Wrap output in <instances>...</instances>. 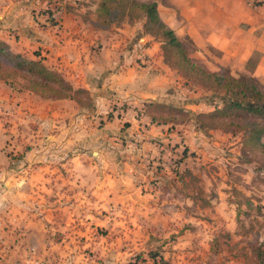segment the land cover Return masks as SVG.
Listing matches in <instances>:
<instances>
[{
  "label": "rangeland",
  "instance_id": "374dc122",
  "mask_svg": "<svg viewBox=\"0 0 264 264\" xmlns=\"http://www.w3.org/2000/svg\"><path fill=\"white\" fill-rule=\"evenodd\" d=\"M44 1L46 9L38 10L39 14L54 15L56 21L65 11L100 31L105 43L118 28L142 30L146 37L143 44L152 49L150 58H146L158 61L155 66L163 76L167 75L169 86L160 101H152L154 105L145 103L138 113L150 114L160 121L175 119L180 123L165 125V141H151L163 148L158 163L151 164L150 160L143 163L136 176L122 180L115 188H119L116 196L113 193L108 197L99 195L101 189H97L99 183L93 177L95 171L90 168L81 170L87 178L83 186L75 184L71 178L70 183L65 182L64 192L61 190L63 182L58 181L48 195V183H45V191L37 201L33 199V204L38 205V201L42 204L40 216L46 226L32 241L18 243L20 230L16 221L0 213V264H264V154L246 141L252 129L257 128L263 134L261 142L264 144V113L238 110L228 111L231 112L228 117L213 120L204 117L215 109H223L231 99L224 92L203 87L202 79L184 77L170 68L163 52L165 39L146 34L144 19H124L103 29L101 23L94 27L99 0ZM244 1L264 15L258 0ZM262 28L264 33V25ZM179 40L190 58L207 70L222 76L232 74L237 80L264 92V85L241 72L238 62H224L212 50L198 52L187 37H179ZM256 58H250L248 70ZM39 59L47 66L44 57ZM171 62L178 64L179 61L173 58ZM10 70L0 61V82L8 87L2 78L13 74ZM11 80L16 91L34 94L26 91L28 83L21 75ZM74 89L73 96L81 114L72 112L64 121L68 126L65 134L58 123L57 127H51L39 114L35 119L32 116L21 121L13 131L9 121L6 125L0 124L5 132L0 130V137L7 136V141H2L4 148L0 146V173H8L7 179H0V208L4 192L7 202L14 204L15 189H22V201L31 203V181L25 180L20 185L15 174L20 160L35 148L32 145L34 127L40 129L35 139L42 141L41 148L52 139V134H58L57 142L70 137L71 145L64 150L72 158L82 155L84 150L91 157V152L99 150L109 140L104 131L109 133L112 129L123 135L128 128V124L122 125L123 120H114L110 129H105L113 118L112 113L95 115L89 92L80 87ZM246 91L249 93V89ZM28 101L32 103V99ZM230 120L234 122L230 131L215 128L218 122L224 124ZM64 150L60 147L54 153L61 157ZM52 153V150H44L45 156L50 157ZM128 160L133 161L132 158ZM68 169L71 174L79 172L71 161L56 170L67 174ZM151 169L153 173H149ZM104 170L110 172L108 168ZM48 204H55L54 210L47 208ZM16 254L30 260L23 262Z\"/></svg>",
  "mask_w": 264,
  "mask_h": 264
},
{
  "label": "crops",
  "instance_id": "0c3cea01",
  "mask_svg": "<svg viewBox=\"0 0 264 264\" xmlns=\"http://www.w3.org/2000/svg\"><path fill=\"white\" fill-rule=\"evenodd\" d=\"M143 1L155 2L161 20L178 38H189L198 52L212 50L224 62H238L241 72L250 74L252 79L264 85V15L250 7L251 3L248 5L244 0ZM260 3L259 8L264 9V0H260ZM46 4L44 0H0V41L15 54L26 55L30 59L44 57L45 64L62 73L73 87L87 90L95 115H113L105 129H110L114 120H123L122 125L128 124V128L123 135L112 129L109 133L104 131L109 140L99 150L91 152V157L84 150L81 151L82 155L72 158L64 150H68L71 145L70 137L57 142L58 134H52V139L41 148L39 146L42 141L35 139L38 138L40 129L34 127L32 145L35 148L29 151V156L20 160V168L15 174L20 185L25 180L31 181V203L22 201V189H15L14 204L7 202L5 192L1 197L3 205L0 213L16 221V227L20 230V244L32 241L33 237L40 234V230L45 229L46 222L40 216L42 204L39 201L38 205L33 204V199L37 201L41 197L40 193L45 191V183H48V195L54 191L57 184L55 182L58 181L63 182L61 190L65 192V182L70 183L71 178L75 184L83 186L87 178H84L81 170L90 168L95 171L93 177L99 183V195L108 197L113 193L116 196L118 192L115 191H119V188H115L122 180L136 176V171L138 168L141 170L143 163H158L163 148L151 141L156 139L163 142L167 138L164 132L166 126L156 125L143 113H138L145 103L160 101L167 94L169 86L167 75L163 76L157 69L158 66H155L158 61L146 58H150L152 49L150 45L143 44L142 41L146 38L143 31L118 28L111 32L115 35L105 43L100 31L91 27L87 21L65 11L56 20L59 21L58 25L54 15L39 14L38 10L46 9ZM34 10L37 12H32ZM252 56L257 58L248 70L247 64ZM29 99H32V103ZM123 105L125 107L121 108ZM42 106L46 109L40 110ZM80 109L73 100H43L34 94L12 90L0 82V124L6 125V121H9L11 131L21 121L32 116L35 119L39 114L51 127L58 123L63 130L62 134H65L68 126L64 121L72 112L80 113ZM0 130L5 133L1 127ZM80 134L83 135L82 132ZM6 139L5 135L0 137L2 148L5 145L2 141L6 142ZM60 147L64 150L61 157L54 153ZM45 149L48 152L52 150V156H45ZM130 158L133 161L128 160ZM70 161L79 168L78 173L71 174L69 169L67 174L56 170L59 166L66 167ZM106 168L110 172H106ZM130 170L133 171L132 174H128L127 171ZM149 173H153V169ZM7 177V172L0 173V179L5 180ZM106 181L107 184L104 185ZM54 205L48 204L47 208L54 210ZM25 257L27 256L16 254V258L23 262L30 260Z\"/></svg>",
  "mask_w": 264,
  "mask_h": 264
},
{
  "label": "trees",
  "instance_id": "16d2710c",
  "mask_svg": "<svg viewBox=\"0 0 264 264\" xmlns=\"http://www.w3.org/2000/svg\"><path fill=\"white\" fill-rule=\"evenodd\" d=\"M96 19L97 24H94L96 25L94 27H99L98 25L101 23L104 26L103 29H107L112 23L124 19H128L129 21L144 19L146 34L152 36L160 35L165 39L163 52L170 68L176 70L184 77L200 78L204 81V84H202L203 87L224 92L229 96L231 100L228 104L224 105L223 109H215L212 114L204 117L212 120L223 116L228 117L231 112L238 110H247L256 114L264 113V92L258 90L256 87L248 86L245 82L239 79L237 80L230 75L222 76L211 72L202 64L190 58L183 43L174 31L161 20L155 2L139 0H99ZM173 58L179 61L178 64L171 62ZM0 61L10 67V71L13 73L2 78L7 81L6 83H8L11 89L15 90L13 84L10 83L12 81L11 79L17 78V75H21L23 80L28 83L26 91L34 93L43 100L57 101L69 99L76 102L73 96L74 87L65 79L62 73L44 66L40 59H30L21 54H15L4 42L0 41ZM247 89H249V93H247ZM148 104L150 105V102ZM147 116L152 123L160 126H165L170 123H180L175 119H164L160 121L156 120L150 114H147ZM232 125H234V122L231 120L226 121L224 124L218 122L215 128L227 132L230 131L229 127ZM262 135L261 130L253 128L246 141L250 146L253 145L256 149L260 148L264 154V144L261 142ZM247 142L245 144H248Z\"/></svg>",
  "mask_w": 264,
  "mask_h": 264
}]
</instances>
